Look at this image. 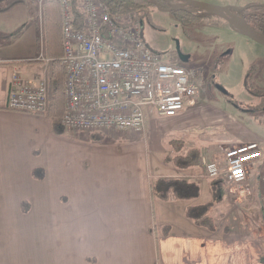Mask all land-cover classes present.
Instances as JSON below:
<instances>
[{
	"label": "crops",
	"instance_id": "0c3cea01",
	"mask_svg": "<svg viewBox=\"0 0 264 264\" xmlns=\"http://www.w3.org/2000/svg\"><path fill=\"white\" fill-rule=\"evenodd\" d=\"M35 1L41 6L40 0L26 3ZM16 3L0 0V9L7 15ZM53 8L58 12V6H45L40 25ZM17 28L0 21V264H264V233L251 225L257 207L249 208L247 197L220 211L223 223L211 231L185 221L183 198L154 195V181L191 169L162 161L157 141L156 150L139 148L151 142L146 127L155 118L147 119L144 135L72 132L82 139H66L51 128L50 99L44 114L7 109L12 74L47 75L40 51L49 62L56 59L47 34L40 51L38 41L26 49ZM237 132L256 142L249 128ZM55 139L66 143L56 146ZM261 155L255 166L264 161ZM206 190L210 194L211 185Z\"/></svg>",
	"mask_w": 264,
	"mask_h": 264
},
{
	"label": "rangeland",
	"instance_id": "374dc122",
	"mask_svg": "<svg viewBox=\"0 0 264 264\" xmlns=\"http://www.w3.org/2000/svg\"><path fill=\"white\" fill-rule=\"evenodd\" d=\"M13 1L16 3L18 0H7V5L10 6ZM29 1L16 3L21 5L7 15L0 9V21H5L7 25H18L17 29L22 30L19 43L26 49L29 45L34 49V44L38 41L40 51L47 34V39H50L48 45L52 46L55 58L59 46L58 28L53 11L48 12L42 26L38 16L43 17V5L39 6L37 1L27 4ZM194 1L232 8L264 5V0ZM48 5L53 6L50 3ZM186 19L184 14L163 11L154 6H149V15L144 19L143 38L150 50L162 56L172 57L178 48L180 53L188 58L187 63L178 62V65L204 71V78L199 81L201 89L196 102L186 106L173 117L150 116L155 119L151 125L147 123L146 128L148 133L151 131L152 138L151 142L146 141L148 143L138 145L142 151L147 150L149 146L150 149H154V142L157 141L159 148L163 150V160H159L181 170L186 168L181 166H185L191 160L196 163L189 167L191 168L189 172L180 177L163 178L172 181L171 188L167 190L163 186L160 189L159 186L158 188L155 186L152 188L153 193L157 197L159 193L174 197L172 185L176 184L178 192L185 195L183 198L185 221L196 220L200 226L209 217L208 225H213L212 230L223 223V218L219 215L229 203L236 205L247 197L248 207H257V212L251 214L253 217L251 225L264 233V161L249 170L247 182L243 181L239 185H232L223 177L215 179L206 177L207 164L212 162L222 164V149L252 143H256L260 150L264 148V107L260 104L261 98L252 96L244 87L247 70L252 67L255 74L251 77V83L254 87L264 88V46L234 31L227 23L192 24ZM8 27L10 30L11 26ZM32 65L36 66L34 68L36 70L41 69L40 63ZM245 127L256 134V142L246 141L240 137L237 131ZM71 133L62 130L61 134H55L66 139L69 137L82 139V135L75 136ZM144 133L147 134L145 128L139 135ZM97 136L102 138L103 133H97ZM88 140L103 142L102 139L97 140L94 137ZM52 143L63 147L66 142L55 139ZM262 152L264 153V150H261ZM216 154L219 155L218 159H215ZM156 182L154 181L152 185L154 186ZM180 183L183 186H179ZM184 183L193 186L188 188ZM207 185H211L210 194L206 190ZM237 194L239 199L233 200L232 196ZM209 196L211 204L207 202Z\"/></svg>",
	"mask_w": 264,
	"mask_h": 264
},
{
	"label": "built area",
	"instance_id": "2783aa9c",
	"mask_svg": "<svg viewBox=\"0 0 264 264\" xmlns=\"http://www.w3.org/2000/svg\"><path fill=\"white\" fill-rule=\"evenodd\" d=\"M56 1L61 32L58 62L64 71V107L58 122L63 130L140 134L150 116L173 117L196 102L201 85L195 73L147 47L140 14L113 12L103 0H78L82 20L77 27L71 1ZM42 54L37 59L49 63ZM48 103L47 75L22 79L19 73L12 74L7 109L44 114ZM222 156V164L206 165V177H223L239 185L262 155L252 143L222 149ZM232 199L238 200V194Z\"/></svg>",
	"mask_w": 264,
	"mask_h": 264
},
{
	"label": "trees",
	"instance_id": "16d2710c",
	"mask_svg": "<svg viewBox=\"0 0 264 264\" xmlns=\"http://www.w3.org/2000/svg\"><path fill=\"white\" fill-rule=\"evenodd\" d=\"M70 1H71L72 11H73L74 18H75V24L77 27H80L81 20H82V12L80 11V3L78 0H70ZM103 1L109 5L111 11L113 12H134V13L140 14L143 17V19H145V17L149 15V6H154L152 2L148 0H103ZM48 3L53 4L54 7L58 6L56 0H43L41 4V7L42 5L44 7L42 9L43 15L45 12V6L46 5L48 6ZM158 5L159 7L164 6L161 3H159ZM57 9H58V12L55 10V8H53L54 10L53 16L56 18L55 24L57 28H60V12H59V8ZM172 13L184 14L187 17L186 21L192 24L205 23L208 25H217L221 23H227L226 21L219 18L218 16L207 14L204 12L177 11V12H172ZM236 14L249 27L254 29L256 32L264 35V5H248L247 7L239 11H236ZM57 40H58V46H60L61 37L59 38V33H58ZM59 56L60 55H58V57ZM58 57H55L56 59L51 60L49 62L48 71H47L48 72L47 79H48L49 99H50V102L52 103V109L50 110L51 128L56 134H61L63 129L59 126L58 121L63 111L62 110V105H63L62 81H63L64 71H63V67L58 62ZM171 63L177 64L178 62L175 61L171 57ZM254 74L255 73L253 72V68L250 67L247 70V73L244 79V87L252 96H259L261 98L260 104L264 107V88H257L253 86V84L251 83V77L254 76ZM190 160L191 159H189V161ZM195 164L196 163L192 162L191 160V162H188L185 166H181V167L189 168V167L194 166ZM186 168H183V169H186ZM171 183L172 181L170 179L168 180L160 179V180H157L156 184L153 187L156 186V188H158L159 186V189H160V187L163 186L164 189L168 190L169 188H171ZM184 185L188 186V188L193 186V185L186 184V183H184ZM179 186H183V185H181L180 183ZM172 187H173L174 194L177 197L185 198V195H182L178 192V188L176 187V184H173ZM158 196L163 197L164 195L159 193ZM209 222H210L209 217H207V220L205 219L200 224V226H203L212 231L214 227L211 224L208 225Z\"/></svg>",
	"mask_w": 264,
	"mask_h": 264
},
{
	"label": "water",
	"instance_id": "95a60500",
	"mask_svg": "<svg viewBox=\"0 0 264 264\" xmlns=\"http://www.w3.org/2000/svg\"><path fill=\"white\" fill-rule=\"evenodd\" d=\"M152 4L163 11H193V12H204L207 14L218 16L230 25V27L240 33L241 35L247 36L258 44L264 46V35L256 32L254 29L249 27L237 14L239 11L247 6L240 8H232L229 6H218L208 4L205 2H199L194 0H163L169 5L168 9L159 7L157 0H148ZM177 54L181 56L178 48H176Z\"/></svg>",
	"mask_w": 264,
	"mask_h": 264
},
{
	"label": "flooded vegetation",
	"instance_id": "af4514ba",
	"mask_svg": "<svg viewBox=\"0 0 264 264\" xmlns=\"http://www.w3.org/2000/svg\"><path fill=\"white\" fill-rule=\"evenodd\" d=\"M157 2H158V4L159 3L163 4L164 6L162 8H164V9L169 8V5L166 2H164L163 0H157ZM170 12H174V11H170ZM182 12H188V11H182ZM172 57L175 61H177L179 63H187V61H188V58L186 56H184L183 54H181V56H179L177 54V51H175V53H174V55H172ZM189 69H191L195 73V75L199 81L203 80L204 71H202L201 69H196V68H189Z\"/></svg>",
	"mask_w": 264,
	"mask_h": 264
}]
</instances>
